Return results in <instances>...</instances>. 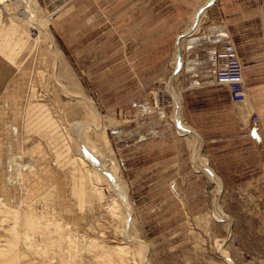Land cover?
I'll list each match as a JSON object with an SVG mask.
<instances>
[{"label":"rangeland","instance_id":"rangeland-1","mask_svg":"<svg viewBox=\"0 0 264 264\" xmlns=\"http://www.w3.org/2000/svg\"><path fill=\"white\" fill-rule=\"evenodd\" d=\"M259 1H215L181 40L193 0L0 5V264H264ZM227 43L246 102L207 80Z\"/></svg>","mask_w":264,"mask_h":264},{"label":"crops","instance_id":"crops-1","mask_svg":"<svg viewBox=\"0 0 264 264\" xmlns=\"http://www.w3.org/2000/svg\"><path fill=\"white\" fill-rule=\"evenodd\" d=\"M198 0H193V3L191 2L190 5L188 6V11L189 12V18H187L186 20V23L187 25L180 31L179 35L177 36V38H180V40L182 39V37H189L192 35V33L196 30V28L200 25L203 17H204V14H205V11L210 8L211 6H213V4L215 3V1L217 0H199L198 1V4L196 5L195 7V4L197 3ZM205 1V2H204ZM258 2H260L259 0H257ZM203 2V3H202ZM202 3V5H200ZM200 5V6H199ZM199 6V7H198ZM195 7V8H193ZM198 7V9H197ZM193 9L192 13H191V10ZM197 9V10H196ZM202 9V10H201ZM196 10V11H195ZM201 10V11H200ZM195 12V13H194ZM199 12V17L198 19L195 21V16L196 14ZM191 13V14H190ZM194 13V14H193ZM193 15V16H192ZM189 19V20H188ZM195 21V22H194ZM262 21V20H261ZM215 24V26H218L219 29H224L223 26L226 25V24H231L232 22H237V20L235 19V21L231 20V19H228V18H225V21L221 20L217 21V19H215V21H213ZM212 21L210 22V24H214ZM239 23H243L242 20L240 19L239 20ZM208 26H205L203 28V31L201 33H199V35H197V37L191 39L188 43V47L184 50V74H183V80L185 79L186 81H189L191 79H196L198 78L197 77V74L199 72V67L201 66V63H202V60H201V56L203 54V47L206 46L208 44ZM188 31H191V33H189ZM187 33L188 35H184V36H180L181 34L183 33ZM180 36V37H179ZM177 40V39H176ZM261 40H262V43L264 42V38L261 36ZM264 45V43H263ZM223 46V45H222ZM221 46V47H222ZM202 50V51H201ZM261 56H264V53H261ZM180 57V56H179ZM182 58V57H181ZM182 64H183V58H182V63L180 65V70H182ZM210 65H211V73H210V77H208L207 80H209L210 78H213V81H212V84L214 86H217V87H221V86H218L217 84H215V79H214V71H215V68H214V60L212 59L210 61ZM261 65H263V68H264V59L261 60ZM257 65L254 64V65H249L247 66V68L249 67H252V68H255ZM179 70V71H180ZM178 71V72H179ZM245 82V81H244ZM206 86V85H205ZM246 87V95H245V98L246 99H251L253 98L251 96V89L249 87H247V85H245ZM227 91V90H226ZM228 94V92H227ZM228 99H229V96H228ZM245 99V100H246ZM243 101V102H246V101ZM179 110L181 111V106L179 105ZM180 111L178 113V120L180 121V117H179V114H180ZM181 123V122H180ZM182 124V123H181ZM182 126L185 128V131H182L184 132V134H189L191 135L192 137H196L198 138V136H196L197 134L195 133V131H193L192 129H189L188 127H185L183 124ZM177 130L178 127H176ZM181 132V134H182ZM180 133V132H179ZM198 147L200 148V144L198 143ZM198 148V150H199Z\"/></svg>","mask_w":264,"mask_h":264},{"label":"built area","instance_id":"built-area-1","mask_svg":"<svg viewBox=\"0 0 264 264\" xmlns=\"http://www.w3.org/2000/svg\"><path fill=\"white\" fill-rule=\"evenodd\" d=\"M233 47L231 43H227L218 51L214 52V82L227 90L230 101L242 103L246 95V89L242 78L243 68L237 50ZM257 120L258 116L254 115V121Z\"/></svg>","mask_w":264,"mask_h":264},{"label":"bare ground","instance_id":"bare-ground-1","mask_svg":"<svg viewBox=\"0 0 264 264\" xmlns=\"http://www.w3.org/2000/svg\"><path fill=\"white\" fill-rule=\"evenodd\" d=\"M7 1V3H4V2H6ZM14 3H17L18 4V7H17V9L15 10V11H17V12H22L23 14H25L26 16H27V9H28V7H29V5H30V3L28 2V0H0V5H2V8L6 11V12H10V11H12V10H14V7L12 6ZM20 10V11H19ZM202 10V9H201ZM200 10V11H201ZM198 17H199V12L196 14V16H195V21L198 19ZM194 21V22H195ZM263 30H264V25L262 26V29H261V34H262V37L264 38V34H263ZM189 33H191V31H188ZM187 32V33H188ZM186 32L185 33H183V34H181L180 36L182 37V36H186V35H188ZM179 36V37H180ZM179 43H178V41H177V45H178ZM231 45H233V44H231ZM234 46V45H233ZM233 48H235V46L233 47ZM236 49V48H235ZM180 55H179V49H178V46L176 47V49H175V58H176V60L179 62L180 61V57H179ZM180 63H181V61H180ZM180 70V64H178V67H177V69H176V72H178ZM174 76H175V74H174ZM242 78H243V83H244V85H245V82H244V75H243V71H242ZM174 78V77H173ZM168 87V86H167ZM245 89H246V87H245ZM176 122H177V126L179 127V129L180 130H182V131H185V128H183V126L176 120ZM197 143V142H196ZM194 158H196L195 156H194ZM198 163H200L199 162V160H198ZM113 167H115L114 165H113ZM116 182V181H115ZM115 187H116V185H115ZM118 189H117V193L120 195L121 194V192H120V190H122V188L118 185V187H117ZM120 189V190H119ZM123 193V192H122ZM216 214L218 215V216H220V214H219V211L217 210L216 211ZM146 250H147V248L144 246V248H143V253H145L146 252ZM122 251V250H121Z\"/></svg>","mask_w":264,"mask_h":264}]
</instances>
